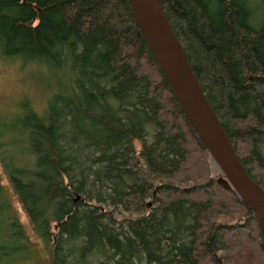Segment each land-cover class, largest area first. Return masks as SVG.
<instances>
[{"label": "trees", "instance_id": "1", "mask_svg": "<svg viewBox=\"0 0 264 264\" xmlns=\"http://www.w3.org/2000/svg\"><path fill=\"white\" fill-rule=\"evenodd\" d=\"M162 3L264 189V0ZM0 54L59 73L44 115L0 122V162L53 264H264L254 213L223 185L128 0H0ZM30 254L0 181V264Z\"/></svg>", "mask_w": 264, "mask_h": 264}, {"label": "water", "instance_id": "2", "mask_svg": "<svg viewBox=\"0 0 264 264\" xmlns=\"http://www.w3.org/2000/svg\"><path fill=\"white\" fill-rule=\"evenodd\" d=\"M137 26L182 112L233 188L254 213L264 243V189L246 171L205 94L162 0H128Z\"/></svg>", "mask_w": 264, "mask_h": 264}, {"label": "rangeland", "instance_id": "3", "mask_svg": "<svg viewBox=\"0 0 264 264\" xmlns=\"http://www.w3.org/2000/svg\"><path fill=\"white\" fill-rule=\"evenodd\" d=\"M257 19L259 22L264 19V10ZM57 78L59 73L49 67L24 63L17 58H7L0 54V122L9 123L28 111L44 115L48 101L56 91ZM0 181L4 197L12 203L30 238V257L12 264H53L52 245L46 247L36 234L1 162ZM223 185L226 186L224 182ZM151 201L148 200L150 206ZM137 216L138 214L131 215V217Z\"/></svg>", "mask_w": 264, "mask_h": 264}]
</instances>
